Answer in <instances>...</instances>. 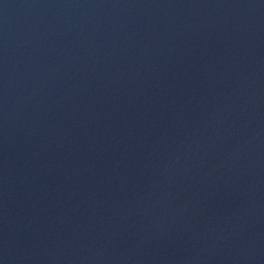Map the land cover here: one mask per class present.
I'll use <instances>...</instances> for the list:
<instances>
[{"label":"water","instance_id":"95a60500","mask_svg":"<svg viewBox=\"0 0 264 264\" xmlns=\"http://www.w3.org/2000/svg\"><path fill=\"white\" fill-rule=\"evenodd\" d=\"M0 264H264V0H0Z\"/></svg>","mask_w":264,"mask_h":264}]
</instances>
